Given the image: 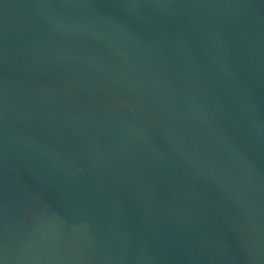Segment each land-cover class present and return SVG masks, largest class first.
Here are the masks:
<instances>
[{
    "label": "water",
    "instance_id": "95a60500",
    "mask_svg": "<svg viewBox=\"0 0 264 264\" xmlns=\"http://www.w3.org/2000/svg\"><path fill=\"white\" fill-rule=\"evenodd\" d=\"M3 264H264V0H0Z\"/></svg>",
    "mask_w": 264,
    "mask_h": 264
},
{
    "label": "snow or ice",
    "instance_id": "6c2138e0",
    "mask_svg": "<svg viewBox=\"0 0 264 264\" xmlns=\"http://www.w3.org/2000/svg\"><path fill=\"white\" fill-rule=\"evenodd\" d=\"M0 264H3V262H2V261H0Z\"/></svg>",
    "mask_w": 264,
    "mask_h": 264
}]
</instances>
